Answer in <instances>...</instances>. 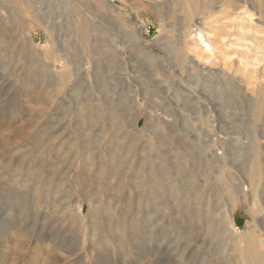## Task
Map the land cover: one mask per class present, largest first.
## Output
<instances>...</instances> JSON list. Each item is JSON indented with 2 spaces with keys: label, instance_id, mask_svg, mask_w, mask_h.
Wrapping results in <instances>:
<instances>
[{
  "label": "rangeland",
  "instance_id": "obj_1",
  "mask_svg": "<svg viewBox=\"0 0 264 264\" xmlns=\"http://www.w3.org/2000/svg\"><path fill=\"white\" fill-rule=\"evenodd\" d=\"M0 264H264V0H0Z\"/></svg>",
  "mask_w": 264,
  "mask_h": 264
},
{
  "label": "bare ground",
  "instance_id": "obj_2",
  "mask_svg": "<svg viewBox=\"0 0 264 264\" xmlns=\"http://www.w3.org/2000/svg\"><path fill=\"white\" fill-rule=\"evenodd\" d=\"M248 12L245 13V20L248 21L249 23L253 22V16L252 14H247ZM191 35V34H190ZM188 39L189 41V47L193 49L192 53H194L195 60L198 61L199 63H203L206 65H210L211 57H215L216 54V48L211 44V42L208 40L210 39V36L207 34H204L202 31H197L195 32L194 35L189 36L188 34Z\"/></svg>",
  "mask_w": 264,
  "mask_h": 264
}]
</instances>
